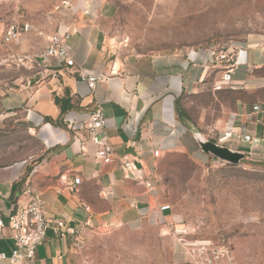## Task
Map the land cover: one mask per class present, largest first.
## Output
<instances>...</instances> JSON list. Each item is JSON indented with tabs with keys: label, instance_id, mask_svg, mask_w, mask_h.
<instances>
[{
	"label": "crops",
	"instance_id": "1",
	"mask_svg": "<svg viewBox=\"0 0 264 264\" xmlns=\"http://www.w3.org/2000/svg\"><path fill=\"white\" fill-rule=\"evenodd\" d=\"M85 5L87 11L79 15V23L62 26L55 33H69L66 46L77 68L107 76L94 92L73 71H60L57 78L45 71L43 77L17 79L16 86L7 91L0 87V218L6 224L10 214L39 195L46 203V217L53 223L64 221L67 231L76 230L83 242L110 230L171 229L168 264H189L174 232L184 230L181 220L169 205V210H161L166 204L154 183L156 166L167 153L197 159L203 154L190 131L178 123L176 105L183 95L208 86L213 90L221 79V64L207 50L123 54L108 47L91 17V2ZM19 42L10 58H27L22 66L29 68L30 60L42 61L46 38L27 33L8 46ZM231 51L235 64L232 82L221 90L245 99L236 98L229 118L216 126V143L264 162V37ZM112 70L117 71L116 76H109ZM55 99L63 101L66 111L62 116ZM97 106L105 117L103 135L117 157L110 165L97 159L96 147L83 128ZM247 135L250 141L244 140ZM29 140L37 147L26 150ZM154 150L159 152L158 158L153 156ZM122 159L141 170L139 179L123 172L119 167ZM74 178L80 184L70 192L67 186ZM151 179L153 187L148 189L144 181ZM168 239L162 237L164 243ZM12 246V232L5 227L0 233V252L9 254ZM79 263L71 236L59 238L49 230L34 260L27 264Z\"/></svg>",
	"mask_w": 264,
	"mask_h": 264
},
{
	"label": "rangeland",
	"instance_id": "2",
	"mask_svg": "<svg viewBox=\"0 0 264 264\" xmlns=\"http://www.w3.org/2000/svg\"><path fill=\"white\" fill-rule=\"evenodd\" d=\"M90 2L91 17L106 44L123 54L227 52L264 37V0H0L1 89L38 73L10 58L20 42L1 45L10 23L27 22L29 33L45 40L62 26L79 23ZM236 98L245 96L208 86L178 102L184 118L216 142V126L229 118ZM36 147L35 141L26 144V150ZM198 157L171 152L159 159L154 183L162 202L179 217L187 239L227 245L237 264H264V162L245 157L231 165ZM162 237L169 239L164 243ZM172 240L171 229L154 226L137 232L110 230L84 242L80 262L168 264Z\"/></svg>",
	"mask_w": 264,
	"mask_h": 264
},
{
	"label": "built area",
	"instance_id": "3",
	"mask_svg": "<svg viewBox=\"0 0 264 264\" xmlns=\"http://www.w3.org/2000/svg\"><path fill=\"white\" fill-rule=\"evenodd\" d=\"M32 30L29 23L12 22L6 28L1 45L6 47L14 44L27 33ZM42 33H39L41 36ZM70 35L68 32L53 33L46 37V44L41 53V60H30L32 67L38 70L37 75L42 76L45 71L49 72V76L57 78L60 71H73L77 75L78 81L84 83L91 92H94L100 83H103L107 76H94L86 73L83 69L76 67L75 62L67 49L66 43ZM215 61L221 64V79L214 85L213 90L219 91L225 86L231 85L232 74L235 69L233 61V52L212 51ZM18 65H23L27 58L23 56L12 57ZM58 63L57 66H53ZM117 71L112 70L109 76H116ZM105 127V117L100 106L95 107L88 115L87 121L83 128L86 130L88 139L96 147L97 159L105 164L110 165L117 158L113 146L109 143L107 137L103 135ZM240 139L239 136L236 137ZM245 141H250V137L244 136ZM153 156L159 157V152L154 150ZM119 167L123 172L128 173L135 179L140 178L141 170L137 169L129 160L119 161ZM80 184L79 178H74L73 183L67 186L70 192H74ZM148 189L153 187V179L144 181ZM45 201L39 196H32L26 205L10 214L5 224L0 218L1 230L7 227L12 232L13 246L9 254L0 252V262L8 264H27L34 260L38 247L43 244L47 238V232L51 230L57 237L66 238L71 236L75 248L80 251L84 242L79 237L76 230L66 229V224L62 220L54 223L45 215ZM87 209V208H86ZM170 207L165 205L162 211L169 210ZM88 210V209H87ZM177 240L184 248L189 264H237L229 246L224 244H214L207 240H190L186 238L187 232L184 230L177 231ZM79 264H93L80 262Z\"/></svg>",
	"mask_w": 264,
	"mask_h": 264
},
{
	"label": "water",
	"instance_id": "4",
	"mask_svg": "<svg viewBox=\"0 0 264 264\" xmlns=\"http://www.w3.org/2000/svg\"><path fill=\"white\" fill-rule=\"evenodd\" d=\"M177 119L183 127L190 131L198 149L207 157H212L220 162L231 165H237L245 159V154L243 152L232 150L227 146L206 139L204 135L197 128L192 126L188 120L181 116L178 111Z\"/></svg>",
	"mask_w": 264,
	"mask_h": 264
},
{
	"label": "trees",
	"instance_id": "5",
	"mask_svg": "<svg viewBox=\"0 0 264 264\" xmlns=\"http://www.w3.org/2000/svg\"><path fill=\"white\" fill-rule=\"evenodd\" d=\"M55 102L60 106V109H61V116L65 113L66 109H65V106L63 104V101L59 100V99H55ZM176 108H177V111L179 112V114L181 116H185V112L184 110L179 106V102H177V105H176ZM48 121V119H47Z\"/></svg>",
	"mask_w": 264,
	"mask_h": 264
}]
</instances>
